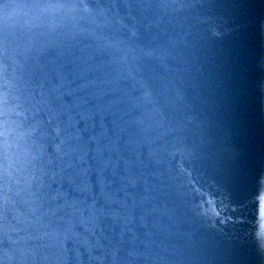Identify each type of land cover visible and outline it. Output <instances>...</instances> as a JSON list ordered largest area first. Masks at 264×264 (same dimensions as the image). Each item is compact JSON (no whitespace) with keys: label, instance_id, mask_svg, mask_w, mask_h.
I'll list each match as a JSON object with an SVG mask.
<instances>
[{"label":"water","instance_id":"obj_1","mask_svg":"<svg viewBox=\"0 0 264 264\" xmlns=\"http://www.w3.org/2000/svg\"><path fill=\"white\" fill-rule=\"evenodd\" d=\"M0 264H264V0H0Z\"/></svg>","mask_w":264,"mask_h":264}]
</instances>
